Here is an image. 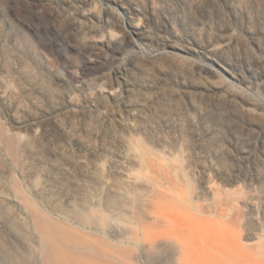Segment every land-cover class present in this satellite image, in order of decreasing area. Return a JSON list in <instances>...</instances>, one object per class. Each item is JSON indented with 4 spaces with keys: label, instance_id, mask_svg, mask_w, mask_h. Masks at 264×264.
<instances>
[{
    "label": "rangeland",
    "instance_id": "374dc122",
    "mask_svg": "<svg viewBox=\"0 0 264 264\" xmlns=\"http://www.w3.org/2000/svg\"><path fill=\"white\" fill-rule=\"evenodd\" d=\"M0 125L2 255L30 203L136 256L165 211L264 240V0H0Z\"/></svg>",
    "mask_w": 264,
    "mask_h": 264
},
{
    "label": "bare ground",
    "instance_id": "6f19581e",
    "mask_svg": "<svg viewBox=\"0 0 264 264\" xmlns=\"http://www.w3.org/2000/svg\"><path fill=\"white\" fill-rule=\"evenodd\" d=\"M0 139L18 157L17 137L6 133L1 125ZM8 181L16 192V182L13 178ZM29 208L31 228L37 233V238L31 236L30 240L37 253L30 254L12 242L11 255L0 254V264H136L141 256L148 262L155 261L154 264H264L261 235L248 242L250 237L245 239L237 230L209 231L202 227V220H194L191 214L185 213L192 218L187 220L180 212L165 211L159 226L144 227L142 238L147 246L136 256L125 246L129 237L116 230L106 214L110 212V204L99 211L94 207L91 214L75 209L68 223L35 204L30 203ZM75 223L91 227L94 233L77 231L72 227ZM13 228L16 230L15 225ZM102 233L112 242L102 237Z\"/></svg>",
    "mask_w": 264,
    "mask_h": 264
}]
</instances>
